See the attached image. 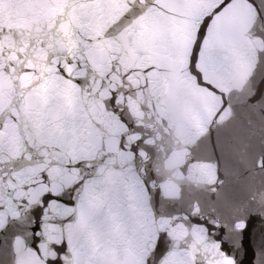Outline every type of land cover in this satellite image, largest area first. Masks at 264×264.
<instances>
[{"label":"snow or ice","instance_id":"6c2138e0","mask_svg":"<svg viewBox=\"0 0 264 264\" xmlns=\"http://www.w3.org/2000/svg\"><path fill=\"white\" fill-rule=\"evenodd\" d=\"M85 2L93 0H80ZM237 2L124 0L127 11L100 35L94 25L75 23L70 7L30 33L0 16V236L16 229L12 264H93L91 251L69 234L82 225L109 224V212L97 207L101 202L126 215L129 231L144 229V264H243L237 253L247 248L245 233L255 213L233 221L239 237L233 244L228 223L205 217L198 204L192 213L164 211L153 156L145 148L154 120L137 123L130 109L140 98L145 109L166 107L164 90L176 77L219 94L212 79L234 56L225 34ZM244 3L254 13L248 38L264 45V0ZM159 23L168 34L140 54L136 67L126 68L129 50L147 45ZM177 29L184 31L182 40ZM125 33L127 45L120 39ZM256 54L253 75L264 65V48ZM197 163L187 161L182 174ZM145 194L151 214L135 217ZM259 204L264 208V195ZM259 218L264 221V214ZM180 227L187 234L177 241L172 233ZM252 251L251 264H264L255 241Z\"/></svg>","mask_w":264,"mask_h":264},{"label":"water","instance_id":"95a60500","mask_svg":"<svg viewBox=\"0 0 264 264\" xmlns=\"http://www.w3.org/2000/svg\"><path fill=\"white\" fill-rule=\"evenodd\" d=\"M68 7L72 20L94 25L96 35L127 11L124 0H93L92 3L76 0L75 4L71 0H0V16L10 27L30 33L39 31L49 18L63 15ZM236 8L225 34L233 46L234 56L212 79L219 94L197 88L194 81L176 77L164 90L166 107L157 106L153 110L149 105L145 109V101L140 98L130 109L131 119L137 123L143 124L149 118L154 120L155 127L149 125L153 134L148 137L145 148L153 156L151 167L156 184L163 190L164 211L192 213L198 204L196 211L205 217L218 216L228 223L233 244L239 240L232 232L233 221L255 213L245 233L247 248L237 253L243 258V264H251L255 258L253 241L258 251L264 250V221L259 218L264 214L259 204L264 195V167L260 166L264 164V65L253 75V69L257 68V49L264 45L248 38L254 13L244 0H238ZM63 31L68 33V24L63 25ZM168 31L164 23L155 25L147 45L129 50L126 68L136 67L140 54L154 50ZM127 35L120 38L125 45ZM175 35L182 40L183 29H177ZM16 40H20L19 35ZM106 43L110 46V42ZM98 48L104 51V45ZM169 68L174 71L173 65ZM193 158L199 163L182 174V167ZM156 195L159 198V193ZM97 207L109 212L111 222L96 228L82 225L70 237L91 251L93 264H144L148 254L144 229L138 225L129 231L125 226L126 215L112 210L106 202ZM133 214L138 218L151 214L146 194L137 200ZM15 232L16 229L10 228L0 236V264H12ZM186 234L183 227L172 233L177 241H182ZM261 259L264 260V255Z\"/></svg>","mask_w":264,"mask_h":264}]
</instances>
